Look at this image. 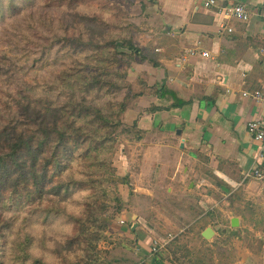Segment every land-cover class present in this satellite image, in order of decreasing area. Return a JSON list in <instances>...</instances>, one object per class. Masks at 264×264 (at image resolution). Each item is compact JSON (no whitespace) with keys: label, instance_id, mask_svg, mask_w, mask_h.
I'll return each mask as SVG.
<instances>
[{"label":"trees","instance_id":"obj_1","mask_svg":"<svg viewBox=\"0 0 264 264\" xmlns=\"http://www.w3.org/2000/svg\"><path fill=\"white\" fill-rule=\"evenodd\" d=\"M131 18L112 0H0V264H147L110 235L130 185L114 157L142 133L129 118L145 93L129 70L175 48H136ZM149 92L168 110L186 105L166 85ZM178 246L173 263L216 264Z\"/></svg>","mask_w":264,"mask_h":264},{"label":"crops","instance_id":"obj_2","mask_svg":"<svg viewBox=\"0 0 264 264\" xmlns=\"http://www.w3.org/2000/svg\"><path fill=\"white\" fill-rule=\"evenodd\" d=\"M217 1V8L207 10L194 0H156V5L150 0L140 14L145 16L146 30L133 22L140 36L136 48L146 50L155 43L157 54L175 48L168 54L172 60H162L159 67L145 62L130 69L133 93L145 95L131 107L134 115L129 121L137 118L142 133L135 141L128 140L130 146L126 141L123 155L130 167L125 175L130 177V191L151 203L146 211L153 222H147L150 230L137 216L138 255L147 264H176L171 253L179 246L164 253L162 261L149 253L155 239L174 233L187 238L188 232L190 238L199 235L208 243L203 234L217 227L220 232L213 240L225 237L230 229L238 230L232 228L233 215L241 227L242 199L264 200V177H246L255 167L264 176V146L248 132V124L264 123V104L244 98L264 91V0ZM237 5L251 12V20L234 21V33L222 34L218 9ZM190 51L198 56H188ZM205 52L211 58L202 57ZM163 85L186 105L168 110V103L149 95L152 88ZM153 107L163 111L140 114ZM200 180L207 186L200 187ZM234 184L241 186L235 189ZM232 200H237V210L232 209ZM132 206L141 212L136 202ZM127 214H123L125 225Z\"/></svg>","mask_w":264,"mask_h":264},{"label":"rangeland","instance_id":"obj_3","mask_svg":"<svg viewBox=\"0 0 264 264\" xmlns=\"http://www.w3.org/2000/svg\"><path fill=\"white\" fill-rule=\"evenodd\" d=\"M112 1L123 6L124 8H127L132 15V18L130 20L132 22H135V24L138 23L139 25H141L139 27H143V29L146 30L145 25L142 24V22L146 21L145 16H140V14L144 13L141 8L144 0H141L138 4L134 3L133 0ZM154 18L155 20H157V15ZM136 26L137 25L132 24L133 29H135ZM138 38H140V36L135 34V41ZM121 69H124V67H121ZM128 140L130 139L126 137L121 138L118 152L114 157L115 166L121 176H125L126 173L130 171L129 164L128 166L125 165L124 160L126 156L123 155V150H125L126 141ZM127 144L128 146H130V141H128ZM121 193L126 204V209L122 214H120L116 222L111 227L110 235L113 242L121 243L123 246H126L128 249H130L133 252L134 256L140 258L138 255L139 250L137 249L138 242H136L138 240H136L135 234H133L132 232V235L130 234V223L132 224L133 215L140 216L145 221L143 223L144 226H146L150 230L147 222L150 221L152 224L153 222L151 220V217L150 219H148L149 216L146 211L147 208H150L151 203H146L144 199L134 196L132 194L133 192L130 191V187L128 185L121 186ZM255 201L256 202L251 201L252 204L250 206H247L246 204L248 201L244 199L241 200V210L244 212L243 214L241 213V210L238 212V215L242 218V224L241 227L238 228V230L233 231L230 229V233H227L225 237L219 235L218 238L208 243L203 241L199 235H194L192 238H190L191 233L187 232V238H183L181 240L180 238H182L183 236L181 235L173 243L170 244L171 246L174 244L172 246V249H175L180 244H186L193 252L196 253H204L210 256L213 252L215 254L216 264H264V200H262V198H258ZM135 202L137 204V208L141 211L139 213L132 209L134 208L132 204H134ZM125 212H128V214L126 215L128 216V221H126L128 223L126 225H122L121 222H125L123 220V214ZM142 229L147 231V229L144 227ZM137 232H139V230ZM177 242L178 244H176ZM102 246L103 248L109 247L108 244H104Z\"/></svg>","mask_w":264,"mask_h":264},{"label":"built area","instance_id":"obj_4","mask_svg":"<svg viewBox=\"0 0 264 264\" xmlns=\"http://www.w3.org/2000/svg\"><path fill=\"white\" fill-rule=\"evenodd\" d=\"M196 3H201L202 6L207 10H212L217 8L218 1L217 0H194ZM218 14L222 16L223 22L220 26V30L222 34H232L234 33V29L232 28V23L234 21L238 22H244L247 23L251 20L252 14L251 12L243 5H237L232 8H222L218 9ZM198 56V54L194 51L188 52V56ZM202 57L205 58H211L210 54L203 53ZM244 98H252L254 101L264 104V91H258L253 94H244ZM248 132L250 136L258 143L262 144L264 146V123L262 122H252L248 124ZM258 178L261 180L264 176L261 173V171L255 167L251 173L247 174V178L251 177ZM200 187H206L207 182L205 180H200L198 182ZM235 189L240 187L241 185H233ZM122 225L125 224V222H121ZM176 239L175 235H167L165 237H159L155 239L150 247V254L154 255L160 251H163L166 249L168 245H170L174 240Z\"/></svg>","mask_w":264,"mask_h":264},{"label":"water","instance_id":"obj_5","mask_svg":"<svg viewBox=\"0 0 264 264\" xmlns=\"http://www.w3.org/2000/svg\"><path fill=\"white\" fill-rule=\"evenodd\" d=\"M231 207H232L233 210H237L238 209L237 200H232ZM231 225H232V228H234V229H238L240 227V222H239V219L236 217V215H233V218H232V221H231ZM138 229H139L138 218H137V216H134V218L132 220L131 232L133 234H136ZM219 232H220V227H217L215 229H207L205 231V233L203 234V238L206 241L211 242ZM221 233L225 234V232H222V231H221Z\"/></svg>","mask_w":264,"mask_h":264}]
</instances>
